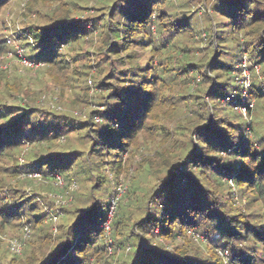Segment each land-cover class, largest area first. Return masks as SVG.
Listing matches in <instances>:
<instances>
[{
    "label": "trees",
    "instance_id": "16d2710c",
    "mask_svg": "<svg viewBox=\"0 0 264 264\" xmlns=\"http://www.w3.org/2000/svg\"><path fill=\"white\" fill-rule=\"evenodd\" d=\"M91 1H25L26 58L84 112L0 75V234L24 233L0 264H264V0ZM30 174L80 181L55 232Z\"/></svg>",
    "mask_w": 264,
    "mask_h": 264
},
{
    "label": "rangeland",
    "instance_id": "374dc122",
    "mask_svg": "<svg viewBox=\"0 0 264 264\" xmlns=\"http://www.w3.org/2000/svg\"><path fill=\"white\" fill-rule=\"evenodd\" d=\"M26 1V0H25ZM23 0H13L7 7H5L0 14V34L4 38L7 44V52L0 56V75L3 77L6 83L12 84L15 87L20 88L22 91L19 95L10 97L8 99L7 104H12L17 101V98H23L33 106H40L45 108L47 104L51 107L52 102L55 101L56 104L54 107L63 108V110H69L77 114L79 116L84 112L82 107L74 108L71 104V96L72 93H67L66 98L64 100H57V90L52 87L51 84L46 80V78L42 77L40 71L42 70V65H33V66H23L19 63L17 59V54L15 53L16 49L20 50V53L23 55H27L28 51L23 47V41L19 38V33L26 25V21L24 20V4ZM94 0L91 1L90 5L94 4ZM201 5L194 6L192 10H197L198 15L202 16L203 10L201 9ZM200 20H204L201 18ZM5 82H2L0 86H2ZM193 86V82L191 83ZM73 97V96H72ZM48 98L50 101H47ZM53 99V100H52ZM61 101V102H60ZM58 102V103H57ZM60 102V103H59ZM22 104V101L20 102ZM28 150V151H27ZM29 149L22 148V152L18 155L17 161L19 166H23L26 162L29 154ZM138 156V155H137ZM135 157V161H138V157ZM133 176V171H132ZM153 176L141 175L139 176V186L142 187L147 186ZM34 178V177H33ZM35 183H31L32 188L29 195L39 194L44 200H40V205L47 212V218L44 219V225L50 226L51 229L55 232L57 229V224H60L65 216V209H72V205L76 203L78 194L82 191V186L80 181H78V185L74 183L73 189H64L65 183L62 182V185L51 184L48 181L40 178L39 176L34 178ZM78 180V179H77ZM121 181L117 185H114V203L110 205V211L108 214V219L105 224L109 227L110 219L112 218L116 203L120 202L125 196L126 192L130 190L131 181L129 182V178H120ZM14 182L12 181L11 184ZM53 185L57 186L54 187ZM55 188V190L52 188ZM62 186V187H61ZM27 189V188H26ZM26 191V190H25ZM125 199V198H124ZM143 206V205H142ZM57 217V219L53 220L52 217ZM49 218H52L51 221ZM105 224L103 226H105ZM29 230V229H28ZM105 236H109V228H105ZM24 233L22 230L14 231L10 230L4 235L0 234V246L2 249L9 250V243L12 241L21 242V235ZM193 235L196 241H203L202 234L196 232ZM189 235H192L189 234ZM24 236V235H23ZM22 238V237H21ZM108 239V238H107ZM23 249V248H22ZM23 251L17 255V257L22 256ZM18 254V253H17ZM91 264V263H90Z\"/></svg>",
    "mask_w": 264,
    "mask_h": 264
},
{
    "label": "built area",
    "instance_id": "2783aa9c",
    "mask_svg": "<svg viewBox=\"0 0 264 264\" xmlns=\"http://www.w3.org/2000/svg\"><path fill=\"white\" fill-rule=\"evenodd\" d=\"M16 54H17L16 56H17V59H18L19 63L22 64L23 66L39 65V64H35L34 62L28 60L25 55L20 53V50L18 48L16 49ZM242 74H243V76L248 75L247 64H246L245 60H243V62H242ZM243 96H245V95H243ZM250 107H251V105H250ZM238 109L240 110L242 115L245 116V113H246L245 109L241 108V107L238 108ZM37 176H39V175L38 174H30L29 175V177H34V178L37 177ZM62 182L63 181H62V179L60 177H56L55 185H62ZM73 187H74V183H72L70 185L69 189L72 190ZM114 201H115V199L112 201V203H114ZM55 219H57L56 216L53 217V220H55ZM106 225L107 224H105V228H108V226H106ZM9 247H10V250L12 252H15V253L19 254L20 250H21V243L20 242H16V241H12V242L9 243Z\"/></svg>",
    "mask_w": 264,
    "mask_h": 264
}]
</instances>
